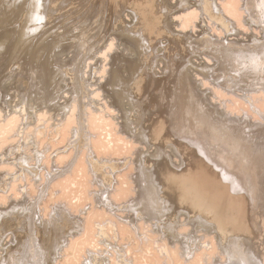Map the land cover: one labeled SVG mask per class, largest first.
<instances>
[{"label": "bare ground", "instance_id": "1", "mask_svg": "<svg viewBox=\"0 0 264 264\" xmlns=\"http://www.w3.org/2000/svg\"><path fill=\"white\" fill-rule=\"evenodd\" d=\"M95 1L0 0V65L31 71L0 84V264H264V142L207 98L264 96L263 36L210 33H264V0Z\"/></svg>", "mask_w": 264, "mask_h": 264}, {"label": "rangeland", "instance_id": "2", "mask_svg": "<svg viewBox=\"0 0 264 264\" xmlns=\"http://www.w3.org/2000/svg\"><path fill=\"white\" fill-rule=\"evenodd\" d=\"M98 1H100V0H98ZM129 1H131V0H129ZM167 1H168L169 6L171 5L170 7L173 8L171 12H177V10H179L180 7H181L180 5H181L182 1H184V0H167ZM121 13L123 14V19H126L125 16H124V13L120 11V14ZM54 20H56V21H54ZM54 20H53L54 23L51 22L50 26H52L53 24H56L58 22V19H54ZM71 20H72L71 23H75L74 17ZM171 22H172V19H171ZM227 22H228V20H227ZM171 26L174 29H178L172 23H171ZM232 26H233V23L230 21V27H232ZM45 27H47V26H44V28ZM197 29L198 30H196V29H185V30L184 29H179V30L181 31V33L183 35H185V36H187V37H189L191 39L200 38L205 33H208V31L203 30L201 28H197ZM241 31H243V30H241ZM241 31H239V35L240 36L238 35V33L235 30H232V31L226 33L223 29H220L219 32L212 31L210 33H212L213 36H215L216 38H221V39H226V38H231L232 37L233 42L238 41L237 42V44L239 43L238 45H241L240 43L244 44L243 42H245V43L246 42L247 43L250 42L251 39H252V36H258L259 34H260L259 36H263L262 40L264 41V33H262V32L259 33L258 31H255V30L254 31L253 30H246L247 32L246 31L241 32ZM1 33H2V30H0V34ZM3 33H4V31H3ZM235 33H237V34H235ZM40 34L43 35L44 32H41ZM233 34H235V36ZM1 35H0V37H1ZM67 37H69V36H67ZM116 37L123 44H120L119 47H117V48L114 47L111 50L110 53H112L111 54L112 58L110 57L109 58L110 61L108 60L110 62V65L112 63H114V61L116 60V58H117V54L116 53H120V56H122V54L123 55H127V52H130V50H128L126 46H128V47L132 46L130 41L127 40L126 38L118 37V36H116ZM235 44H236V42H235ZM70 46H71V44H69V45L68 44H64V46L62 45L61 47L58 48V52H61V55L59 56V58L61 57L62 59H70L72 57H76L77 56L76 53H77L78 47H76V46L75 47H70ZM101 46L102 45L95 47L91 52L89 51V53L84 56V58H83V60L81 62V67L84 66V65H87L88 61H93V62H96V64H97V61H96V58L98 57L97 52H98V49L102 48ZM132 47H134V46H132ZM126 49H127V51H126ZM161 50L163 51L162 47H160L159 52H162ZM23 51L25 52V50H23ZM74 53H75V55H74ZM1 55L2 54L0 53V56ZM22 55H23V53H21L20 55L18 54L17 57L20 60H22V58H23ZM62 59H61V63L63 61H65V60H62ZM194 60H195L196 64L201 66V67H205V66L208 65L207 63H209V61L206 59V57H204L203 55L200 56L199 54H198V56H196L194 58ZM2 61L3 62L0 65V70L2 69V72L0 73V84L1 85L6 86V84H8L10 81H13V80L17 81V82H21V81L24 80V77H29V74L31 75V71H30V67L29 66H22L19 69H17L15 72L18 73V74H16L14 72L17 76L8 75V73L10 72L9 70L11 69V63L9 62L10 59H8L7 61H5V60H2ZM22 64H24V63L22 62ZM14 68L11 70L12 72H13ZM110 68H111V66H110ZM208 72L211 73L212 70L209 69ZM14 73H12V74H14ZM210 81H212V82L214 81L215 82L214 79H212ZM99 82H100V80H99ZM221 82H223V81H221V80H220V82L217 81V82H215L216 83L215 85L218 86ZM235 85H236L235 89H231L229 91L230 95L224 93L220 89L221 87H218V88L214 87L213 89L209 90V93H208V96H207L209 102L211 103V105L213 107H214V104H216V106L221 108V109H216L214 107L215 111H217L223 117V121H224V123L226 125H234L235 123H237V120L241 122L242 119H243L242 122L245 124V127H248L249 130L252 132V135L251 134H249V135H251L254 139H255V137H257V141H263L264 142V96L256 95L255 97H252L251 100L250 99H248V100L246 99L247 97L248 98L250 97V94H256L258 90L260 91V89H258V88L259 87L262 88V85L261 84H251L250 86L253 85L254 87H251L250 89H253V90H249L248 91V81H246L244 78L237 79L236 82H235ZM200 87L203 88V89L204 88L206 89V88H210L211 85L205 84V86H200ZM235 91H236V93H235ZM211 93L213 95H211ZM227 115L229 117H227ZM108 123H110V124H108V126L106 127L107 131H109V130H111V132L113 131L112 135L110 136V138L116 139V136L114 135L115 131L113 129L114 126H112L113 125V121H110ZM89 126L91 127L92 123H89ZM107 137L109 138V134H108ZM121 142H124V145H123L124 147L122 149L118 148V155H120V156L121 155H124V156L125 155L126 156L127 155H132L130 153L131 152L130 150H131V147L133 148V146L135 144L133 142H131L130 139H128V138H127V140H126V138L125 139H120L119 143H121ZM114 148L117 149V147H115V146H114ZM114 148H113V150L115 151ZM116 154H117V151L115 152V155ZM171 159H172V157L170 158V160ZM47 197H49V196H47ZM210 235L211 234H208V237ZM211 241L213 243L214 252H215L216 248L218 247V245L216 243V237L214 235L211 237ZM207 252H209V251H207ZM214 257L217 258V254L215 256L214 255L211 256L212 259H214Z\"/></svg>", "mask_w": 264, "mask_h": 264}]
</instances>
